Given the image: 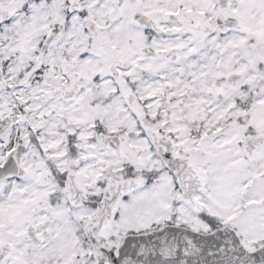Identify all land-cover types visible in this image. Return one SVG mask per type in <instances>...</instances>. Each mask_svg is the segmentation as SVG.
<instances>
[{
  "label": "snow or ice",
  "instance_id": "obj_1",
  "mask_svg": "<svg viewBox=\"0 0 264 264\" xmlns=\"http://www.w3.org/2000/svg\"><path fill=\"white\" fill-rule=\"evenodd\" d=\"M0 264H264V0H0Z\"/></svg>",
  "mask_w": 264,
  "mask_h": 264
}]
</instances>
